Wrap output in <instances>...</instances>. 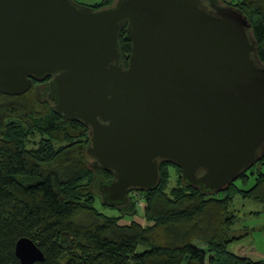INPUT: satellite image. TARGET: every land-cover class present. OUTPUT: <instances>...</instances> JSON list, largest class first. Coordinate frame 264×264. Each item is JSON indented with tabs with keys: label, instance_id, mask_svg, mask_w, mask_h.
Masks as SVG:
<instances>
[{
	"label": "water",
	"instance_id": "obj_1",
	"mask_svg": "<svg viewBox=\"0 0 264 264\" xmlns=\"http://www.w3.org/2000/svg\"><path fill=\"white\" fill-rule=\"evenodd\" d=\"M0 0V95L50 79L53 112L89 130L87 155L104 205L154 191L160 168L206 193L264 159V63L251 24L218 0ZM131 44L127 66L119 38ZM94 173V172H93ZM21 264L44 261L29 238Z\"/></svg>",
	"mask_w": 264,
	"mask_h": 264
},
{
	"label": "trees",
	"instance_id": "obj_2",
	"mask_svg": "<svg viewBox=\"0 0 264 264\" xmlns=\"http://www.w3.org/2000/svg\"><path fill=\"white\" fill-rule=\"evenodd\" d=\"M115 1L91 7L110 8ZM229 5L251 24L264 63V0ZM119 45L126 67L131 44L125 31ZM49 81L33 82L18 97L0 95V264H21L15 256L21 238L31 239L42 251L44 261L34 264H264L228 251L249 234L233 231L238 222L230 211L234 197L264 203V159L250 176L242 174L218 193L191 188L182 180L168 190L164 166L171 164H163L158 187L136 193L144 195V210L135 207L130 194L125 205L111 207L119 212L117 217L105 216L93 207L97 191L87 167L89 130L53 112ZM34 135L40 145L29 150L25 144L34 143ZM68 139L79 142L65 145ZM134 215L147 226L135 223ZM121 217L130 224H119Z\"/></svg>",
	"mask_w": 264,
	"mask_h": 264
},
{
	"label": "rangeland",
	"instance_id": "obj_3",
	"mask_svg": "<svg viewBox=\"0 0 264 264\" xmlns=\"http://www.w3.org/2000/svg\"><path fill=\"white\" fill-rule=\"evenodd\" d=\"M72 1H74L79 5L93 6L101 2L102 0H72ZM222 1L225 2L226 4H232L233 1L235 2L237 0H222ZM35 135L33 137L34 143H30L29 145L25 144V147L29 148V150H37L38 146L40 145L41 139L35 138ZM68 141L69 142H65V145L73 144V142L76 143L79 142V140L70 141L69 139ZM78 144H76V146ZM74 155H76V153H74ZM86 155H87V149H86ZM87 157H88L87 167H89L91 171H93L90 165L92 163V159L88 155ZM164 167L168 171V186H169L168 190H169L171 187H174L175 185L181 183V173L171 165H165ZM253 169L246 172V174L250 176L251 175L250 173ZM262 170L264 171V166ZM93 172L95 177V184L93 188L97 191L96 194L97 198L96 201L93 203V207L96 209L97 212H100L105 216L117 217L119 215L117 209L104 206L102 204L103 203L102 197L100 196V193L97 190L99 182L104 181L105 179L108 178V176H104L103 173L97 175L96 174L97 172L95 173V170ZM252 181L253 179L250 180V183L248 185L252 184ZM136 193L137 192L130 193L132 196L135 197V201H137L135 207H137L140 210H144L147 205L144 199V195L140 196L139 194L137 195ZM230 211H235V214L238 218V222L234 225L233 231L243 235L242 233L244 232V230H248L249 234H247L246 236H244V238L238 240L237 242L231 244L228 248V251L233 252L235 254L245 255L249 257L252 261H264V203L243 199L239 196V194H237L234 197V200L230 206ZM133 221L144 227L147 226L145 221L142 218H140L139 215H134ZM119 224L129 225L130 222L126 221L124 217H121L119 219Z\"/></svg>",
	"mask_w": 264,
	"mask_h": 264
},
{
	"label": "flooded vegetation",
	"instance_id": "obj_4",
	"mask_svg": "<svg viewBox=\"0 0 264 264\" xmlns=\"http://www.w3.org/2000/svg\"><path fill=\"white\" fill-rule=\"evenodd\" d=\"M218 1H219L220 3H222L223 5L231 6V5H229V4H224V2H223L222 0H218ZM202 3H203V5H204L206 8L210 9L207 0H204Z\"/></svg>",
	"mask_w": 264,
	"mask_h": 264
},
{
	"label": "bare ground",
	"instance_id": "obj_5",
	"mask_svg": "<svg viewBox=\"0 0 264 264\" xmlns=\"http://www.w3.org/2000/svg\"><path fill=\"white\" fill-rule=\"evenodd\" d=\"M115 2H116V1H115ZM115 2H114V4H115ZM114 4H113V5H114ZM89 7H91V6H89Z\"/></svg>",
	"mask_w": 264,
	"mask_h": 264
}]
</instances>
